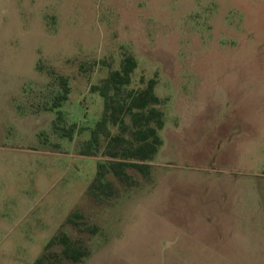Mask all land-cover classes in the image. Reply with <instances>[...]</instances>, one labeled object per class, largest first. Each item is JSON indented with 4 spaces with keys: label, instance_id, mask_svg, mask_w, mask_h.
I'll use <instances>...</instances> for the list:
<instances>
[{
    "label": "rangeland",
    "instance_id": "obj_1",
    "mask_svg": "<svg viewBox=\"0 0 264 264\" xmlns=\"http://www.w3.org/2000/svg\"><path fill=\"white\" fill-rule=\"evenodd\" d=\"M125 48L167 101L164 145L97 204L106 157L80 144L109 68L93 64ZM51 69L70 78L74 139L54 128ZM61 229L90 247L83 264H264V0H0V264H33Z\"/></svg>",
    "mask_w": 264,
    "mask_h": 264
},
{
    "label": "trees",
    "instance_id": "obj_2",
    "mask_svg": "<svg viewBox=\"0 0 264 264\" xmlns=\"http://www.w3.org/2000/svg\"><path fill=\"white\" fill-rule=\"evenodd\" d=\"M101 62L109 70L105 77L91 85V91L103 98L102 115L91 128L90 137L80 144L82 155L106 157L98 161L96 176L87 190L97 204L119 196L120 187L116 181L127 186L138 184L129 169H135L144 177L151 175V162L164 145L162 130L167 121V101L156 91L158 79L145 75L134 79L139 59L131 49L122 50L117 67L106 60H98L93 65ZM48 73L57 88L49 108L57 109L54 128L62 136L74 139V133L80 131L77 124L65 127L59 122L63 119L61 107L72 91L70 78L54 69ZM82 218L81 212L74 211L66 222L72 223L79 231L97 234L99 227L87 225ZM90 253V247L81 238L73 239L66 229H61L47 241L44 252L33 264H83Z\"/></svg>",
    "mask_w": 264,
    "mask_h": 264
}]
</instances>
